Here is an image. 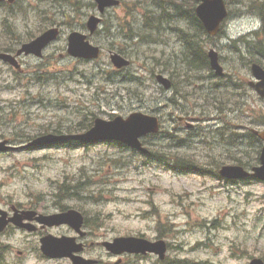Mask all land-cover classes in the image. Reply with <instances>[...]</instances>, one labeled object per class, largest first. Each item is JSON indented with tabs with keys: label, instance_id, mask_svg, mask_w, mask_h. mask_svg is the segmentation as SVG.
I'll return each mask as SVG.
<instances>
[{
	"label": "rangeland",
	"instance_id": "1",
	"mask_svg": "<svg viewBox=\"0 0 264 264\" xmlns=\"http://www.w3.org/2000/svg\"><path fill=\"white\" fill-rule=\"evenodd\" d=\"M36 3V0H21L15 9L16 17H11L22 37L26 34L36 35L37 28L48 22L47 15L40 13L45 8L54 11L55 19L61 21L59 8L55 5L57 2H54V8L48 7L52 3L50 0ZM85 3H88V0H85ZM239 7L241 10H237L236 16L231 17L225 26L227 38H222L217 47L225 57L223 65L227 70H230L234 64L238 65L246 53L241 50L254 42L253 39L240 40L232 49L228 39H237L251 30L260 28L258 17L246 15V6H241L239 2L233 4V8ZM89 13L90 11H87L84 17L73 19L76 20L74 25L77 29L87 20ZM1 17L2 14L0 19ZM106 17L107 23L104 27L109 28V33L104 28L101 33L93 36V41L104 46L113 42L133 58L129 70L132 73L137 71L136 75L140 76L144 83L138 85V88L137 84L132 87L137 91L131 93L133 104L128 100V96L123 99L125 93L120 87L106 88L103 80L96 74L100 67H103L101 70L110 67L108 51L99 64L94 61L78 62L70 57L60 59L62 54L65 55L66 36L72 30L69 24H65L62 38L46 52L59 58L54 59L52 64L53 67L58 68L57 77L61 71V80L54 78L52 82L47 80L46 83L36 84L34 79L29 78H27L29 81L25 79L24 83H21L9 72L0 76L2 77L0 78V139L22 138L27 141L42 130L51 128H59L61 132L74 131L84 113L94 112L98 117L109 119L112 114L127 116L134 111L148 112L164 104L159 103L160 99L166 101L171 96V92L161 96L163 92H158L159 84L154 81L151 72L141 71L147 64L154 67L152 63L156 62L152 56L165 55L166 57L163 58H168L167 56L171 55L174 57L171 67L173 77L179 81L185 77L182 55L175 57L180 53L177 40L175 42L169 32H164L162 35L164 42L136 44V46L131 43L126 44L122 41L124 30L119 32L115 28L117 18L124 17V10L110 11ZM9 30L11 31L10 27ZM10 35V32L4 29V42ZM182 54L185 58H189L187 53L182 52ZM22 62H25L27 74L32 72L29 70L42 63L31 56L24 57ZM196 62L201 65L204 63L201 59ZM156 67L164 68L163 65ZM194 68L195 71L189 73L196 82L202 84L203 89L197 91L189 87L192 93H186L188 101L182 102L181 109L185 108L187 102L190 104L189 109L200 105L199 101H204L201 96H204L213 85L208 68ZM68 72L69 76L64 74ZM45 75L44 70L35 73L38 79ZM125 81H129V78ZM113 94L118 95L117 100L113 99ZM209 97L211 95H206V98ZM20 100L21 102L16 103ZM25 100H33L37 104L24 106ZM248 102L255 118L264 114V101L260 102L258 98H254L249 99ZM221 104L222 107L225 106L224 103ZM11 105L19 108L16 110V116L13 109L9 115L4 112H9L5 108ZM159 114L163 118L164 128L176 135L185 136L187 130L193 129L186 127V130L184 126H179L175 119L177 113H173L171 117L167 107L162 108ZM234 115L230 114L229 117ZM244 119L242 121H249V117ZM188 121L197 126L196 131L207 134L210 128L221 125L218 118L213 121L193 119ZM252 127L262 129L264 125L254 124ZM199 138H191L192 144L181 148V152L215 158L220 154L224 156L222 149L216 143V138H211L214 146L201 143ZM157 142H161V137ZM24 143L26 142L20 144ZM163 143L175 144L166 140ZM216 146L217 149L214 148ZM85 148L20 149L0 154V199L24 200L28 198L27 194H33L34 197L43 194L42 192L47 194L52 190L55 182L60 183L59 180L70 176H76L75 179L89 177V173L95 181L91 183L90 190L96 197L102 194L104 198L99 203L79 202V200L78 202L84 205L90 214L107 217L106 222L110 224L108 228L112 233H120V230L144 231L152 238L160 232H163V235L168 234V229L163 230L157 226L160 220L165 223L172 222L177 226L176 234L173 233L174 235L169 239L172 246L171 258L175 260L173 264H249L252 257H264V184L262 182L232 185L212 175L200 176L166 170L162 165L155 164L128 148L122 149L108 143ZM81 169L83 171H79ZM77 171H79L78 175L75 174ZM150 203L159 208V215L146 213L153 208ZM142 211L145 213L143 217ZM3 241H7V244L10 243L15 248L24 245L18 237L4 238ZM13 250H8L7 256L15 258L16 254ZM152 262L153 260L146 259L140 264H152Z\"/></svg>",
	"mask_w": 264,
	"mask_h": 264
},
{
	"label": "water",
	"instance_id": "2",
	"mask_svg": "<svg viewBox=\"0 0 264 264\" xmlns=\"http://www.w3.org/2000/svg\"><path fill=\"white\" fill-rule=\"evenodd\" d=\"M13 1V0H10ZM204 3L198 8V14L204 18L205 24L208 27V29L211 32H216L219 28L218 24L220 20L225 15V7H224V0H203ZM99 4V8L103 10L106 6L114 4L115 1L113 0H97ZM94 24V22H93ZM56 29H51L44 33L41 37L36 39L30 44L24 45L23 50L26 53H36L39 54L40 50L48 44L51 40L55 38L56 35ZM82 37L78 33H74L70 37V49L69 51L76 56H98L99 50L98 48H94L91 46H86L82 42ZM211 60H212V66L220 70L221 68L218 65V57L217 54L214 52L210 53ZM112 59L114 63L117 66H123L128 64L127 61H125L123 58H121L118 55H113ZM253 73L254 75L261 79L262 81L255 85L257 90L264 95V70L259 66L254 64L253 65ZM253 85V84H252ZM142 119V120H141ZM141 119L137 116H134V118L130 122H123L120 118H118L112 127H114V130H116V133L121 136V138L126 137L129 138L126 142L137 146V135L149 132V131H157L158 124L156 119H148L144 116H141ZM135 121V123H133ZM112 123H106L101 120H98L96 123V127L93 131L89 132L88 134L84 136H80L79 138H86L89 137L90 134H98L102 130H106L107 132L111 131L110 126ZM264 139V132L260 135ZM133 137V138H131ZM131 138V139H130ZM51 139V136H46L43 138H40L37 142H44ZM262 163L263 166L256 169L257 176H260L264 178V149L262 152ZM252 264H264L261 260L257 259L254 260Z\"/></svg>",
	"mask_w": 264,
	"mask_h": 264
},
{
	"label": "flooded vegetation",
	"instance_id": "3",
	"mask_svg": "<svg viewBox=\"0 0 264 264\" xmlns=\"http://www.w3.org/2000/svg\"><path fill=\"white\" fill-rule=\"evenodd\" d=\"M17 208L21 211L19 215L21 217H25L24 221L28 223L29 226H33L34 229L30 230L26 227H19L15 224L9 222L7 228L4 230V232L1 234V237L5 236H11L16 235L17 233H20L21 238L23 239L22 243L24 244L21 249L15 248L12 246V244L8 243L5 244L0 240V249L2 250L1 259L4 258L7 260L8 264H14L13 260L14 258L11 256H7V251L10 249H14L13 251L18 254L19 256H23L27 253L33 252L35 249V240L34 238L40 239L46 234H49L50 232L53 233L54 230L58 229H64L63 232H56L57 235H76L77 240L83 244V251L82 255L86 258L95 259V264H103L102 256H112L111 253L107 252L105 248L102 246L104 238H98L97 235H95L94 232L90 230H86L85 234L82 236H79L75 233V231L69 227V226H61V227H50L46 224H44L40 219H38V214L30 213L31 211H37L38 213L43 214H49V209L46 206H40V205H25L21 204L20 206L16 205ZM13 207L10 206L9 210V216H13ZM27 211V212H25ZM61 211V210H60ZM9 217L8 219H10ZM37 250L39 252V246H37ZM42 254V253H41ZM40 255V257L45 260L46 262L50 264H74L72 259L69 257H62V258H47L43 254ZM106 264H111V262H108Z\"/></svg>",
	"mask_w": 264,
	"mask_h": 264
},
{
	"label": "trees",
	"instance_id": "4",
	"mask_svg": "<svg viewBox=\"0 0 264 264\" xmlns=\"http://www.w3.org/2000/svg\"><path fill=\"white\" fill-rule=\"evenodd\" d=\"M251 9L261 18L263 22V30H264V0H255L251 4ZM184 42H185V49L184 53H187L189 55V58H185L182 55V61L185 66V70L183 74H187L189 72H194L195 68L201 67V66H207L209 67V60L207 57V51L205 49V38H204V31L201 24H198L194 31L192 33H187ZM258 35V34H257ZM207 40H211L207 38ZM247 51L248 55L254 56L257 55V60L260 62H264V32L259 37L256 38V40L253 43H250L247 45ZM246 55L242 56V60H244V57ZM198 59H201L204 63L201 65L198 62H196ZM195 62V63H194ZM194 63V64H193ZM193 64V66H192ZM173 77V75H172ZM231 84H234L235 86H239V84L233 82L232 79H228L225 82H219L216 84V87L219 89L220 87H229ZM245 86L244 83H242V87ZM257 141H259L257 139ZM258 160V158H257ZM243 162V161H240Z\"/></svg>",
	"mask_w": 264,
	"mask_h": 264
},
{
	"label": "bare ground",
	"instance_id": "5",
	"mask_svg": "<svg viewBox=\"0 0 264 264\" xmlns=\"http://www.w3.org/2000/svg\"><path fill=\"white\" fill-rule=\"evenodd\" d=\"M133 37H134V36H132L130 39H133ZM38 61H39V60H38ZM24 63H25V62H24ZM201 67H203V66H201ZM204 67H205L206 69L208 68L207 66H204ZM204 67H203V68H204ZM1 76H2V75H1ZM36 77H37V76H36ZM0 78H2V77H0ZM37 78H38V77H37Z\"/></svg>",
	"mask_w": 264,
	"mask_h": 264
}]
</instances>
